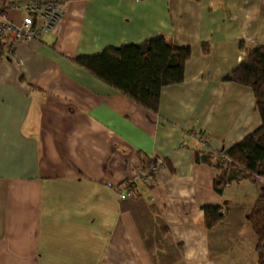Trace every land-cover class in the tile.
Masks as SVG:
<instances>
[{
  "label": "crops",
  "instance_id": "crops-1",
  "mask_svg": "<svg viewBox=\"0 0 264 264\" xmlns=\"http://www.w3.org/2000/svg\"><path fill=\"white\" fill-rule=\"evenodd\" d=\"M158 36L191 55L157 113L74 62ZM261 45L264 0H70L41 40L3 48L0 264H258L245 207L264 178L219 194L217 168L196 154L228 150L262 125L253 91L226 81ZM142 159L164 162L152 186L138 178ZM131 179L124 201L106 187ZM207 204L229 210L212 232Z\"/></svg>",
  "mask_w": 264,
  "mask_h": 264
},
{
  "label": "trees",
  "instance_id": "trees-1",
  "mask_svg": "<svg viewBox=\"0 0 264 264\" xmlns=\"http://www.w3.org/2000/svg\"><path fill=\"white\" fill-rule=\"evenodd\" d=\"M3 54L0 45V60ZM190 55L189 46H177L164 36H158L144 44L109 47L96 55L79 56L74 62L145 109L157 113L163 89L184 81ZM226 81L253 91L262 125L228 150L197 152L198 162L217 168L219 173L214 189L219 194L229 184L264 178V45L250 51L242 64L226 77ZM222 156H225V161H221ZM156 161L142 159L141 167L149 169ZM245 208L246 219L258 237V264H264V191L254 205ZM203 209L208 232L222 226L229 216V210L219 204H207Z\"/></svg>",
  "mask_w": 264,
  "mask_h": 264
},
{
  "label": "built area",
  "instance_id": "built-area-1",
  "mask_svg": "<svg viewBox=\"0 0 264 264\" xmlns=\"http://www.w3.org/2000/svg\"><path fill=\"white\" fill-rule=\"evenodd\" d=\"M69 2L70 0H0V45L3 46L4 52H12L16 43L41 40L63 18ZM12 13L19 14L20 21L14 20ZM192 135L203 146H208V135L198 132H193ZM225 160V156H222L221 161ZM162 166V160H157L149 169L140 166L138 178L142 183L151 186ZM106 187L116 192L120 200L124 201L132 198L136 179L128 180L119 186L107 182Z\"/></svg>",
  "mask_w": 264,
  "mask_h": 264
},
{
  "label": "clouds",
  "instance_id": "clouds-1",
  "mask_svg": "<svg viewBox=\"0 0 264 264\" xmlns=\"http://www.w3.org/2000/svg\"><path fill=\"white\" fill-rule=\"evenodd\" d=\"M252 19H253V17H252V16H249V17H248V20H249V21H251Z\"/></svg>",
  "mask_w": 264,
  "mask_h": 264
}]
</instances>
